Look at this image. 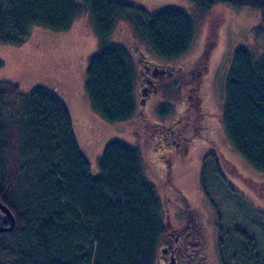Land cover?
<instances>
[{"label": "trees", "instance_id": "16d2710c", "mask_svg": "<svg viewBox=\"0 0 264 264\" xmlns=\"http://www.w3.org/2000/svg\"><path fill=\"white\" fill-rule=\"evenodd\" d=\"M189 1L199 15L217 4L260 11L252 27L260 53L233 50L221 86L220 121L235 152L264 172V0ZM83 13L97 38L84 80L90 109L108 124L129 121L137 110V71L129 50L112 41L116 24L129 21L135 38L167 62L188 50L194 22L181 9L148 12L130 0H0V43L20 46L32 27L67 31ZM159 71L150 70L147 89ZM167 106H158V115ZM97 168L92 174L56 93L41 85L22 92L0 81V202L14 218L6 230L11 223L0 210V264H156L165 222L141 151L113 139ZM208 173L221 177L213 152L203 157L204 190ZM215 224L219 264H264V246L247 228L221 219Z\"/></svg>", "mask_w": 264, "mask_h": 264}, {"label": "rangeland", "instance_id": "374dc122", "mask_svg": "<svg viewBox=\"0 0 264 264\" xmlns=\"http://www.w3.org/2000/svg\"><path fill=\"white\" fill-rule=\"evenodd\" d=\"M130 1L148 12L168 7L181 9L192 18L195 27L188 50L175 60L163 62L135 38L129 21L123 19L116 24L112 41L129 50L137 71V110L131 120L108 124L90 109L84 80L97 38L84 13L67 31L32 27L22 45L0 43V81L17 84L22 92L41 85L60 97L68 108L73 133L92 174L98 173L97 158L113 139L141 151L146 178L155 186L163 209L165 232L160 249L166 246V239L173 237L169 233H178L187 240L186 248L177 252L178 264H219L215 224L219 219L230 227L247 228L263 247L264 220L260 214L264 213V172L254 170L235 152L220 121L221 86L233 50L244 46L256 56L260 53L259 42L252 34L260 11L217 4L209 13L199 15L189 0ZM153 67L173 69L177 76L161 78L157 73V81L149 83L147 89L145 82ZM189 70L193 73L189 74ZM198 71L202 75L196 80L206 92L205 104L212 116L208 134L204 131L202 138L190 141L194 128L183 129L178 123L186 93L182 79L194 78ZM166 103L170 110L161 117L157 108ZM185 138L190 145L183 155ZM209 150L218 161L221 177L208 173L204 190L201 167ZM159 255L160 251L156 264H164Z\"/></svg>", "mask_w": 264, "mask_h": 264}, {"label": "flooded vegetation", "instance_id": "af4514ba", "mask_svg": "<svg viewBox=\"0 0 264 264\" xmlns=\"http://www.w3.org/2000/svg\"><path fill=\"white\" fill-rule=\"evenodd\" d=\"M192 73L193 71L189 70V74ZM201 75L202 72L198 71L195 74L194 78L187 77L185 79H182V82H184V88H186V93L183 96L181 102L182 108L179 112L180 116L178 123H181L183 125V129L184 126L189 127L190 129L191 127L194 128L191 129L194 130V132H192V136L190 138L191 140L189 139L190 141H192L193 138L196 137L202 138L204 131L205 134H208V129L211 123L210 117L212 116V114L207 110V106L205 104L206 92H204V90L202 89L201 82L196 80V78L200 77ZM159 76L161 78H163L164 76H169V78L173 79L177 76V73H175V70L173 69L162 68L159 71ZM159 76L155 75V77ZM155 77L152 78L150 84H154L153 82L157 81ZM195 133H197V135L194 137ZM183 142L185 148L183 153L184 155L187 154L188 145H190V142L188 141V138H185V141ZM208 152H210V150ZM169 235L173 237L165 240L166 246L161 247L159 256L164 264H178L177 252H180L183 248H186L185 244L187 243V240L185 236L179 237L178 233L174 235L169 233Z\"/></svg>", "mask_w": 264, "mask_h": 264}, {"label": "water", "instance_id": "95a60500", "mask_svg": "<svg viewBox=\"0 0 264 264\" xmlns=\"http://www.w3.org/2000/svg\"><path fill=\"white\" fill-rule=\"evenodd\" d=\"M0 210L6 215V217L10 220V223H11L10 227H8L6 230H11L14 226V218L12 214L1 202H0Z\"/></svg>", "mask_w": 264, "mask_h": 264}]
</instances>
